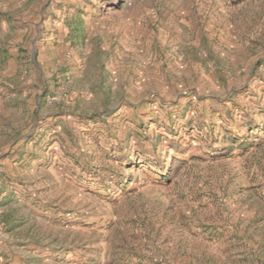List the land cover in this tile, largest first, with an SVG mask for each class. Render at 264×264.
<instances>
[{
  "label": "rangeland",
  "instance_id": "374dc122",
  "mask_svg": "<svg viewBox=\"0 0 264 264\" xmlns=\"http://www.w3.org/2000/svg\"><path fill=\"white\" fill-rule=\"evenodd\" d=\"M0 264H264V0H0Z\"/></svg>",
  "mask_w": 264,
  "mask_h": 264
}]
</instances>
